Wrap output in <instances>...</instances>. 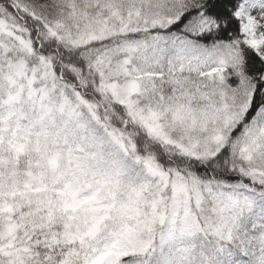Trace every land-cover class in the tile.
Here are the masks:
<instances>
[{
	"label": "snow or ice",
	"instance_id": "1",
	"mask_svg": "<svg viewBox=\"0 0 264 264\" xmlns=\"http://www.w3.org/2000/svg\"><path fill=\"white\" fill-rule=\"evenodd\" d=\"M0 264H264V0H0Z\"/></svg>",
	"mask_w": 264,
	"mask_h": 264
}]
</instances>
